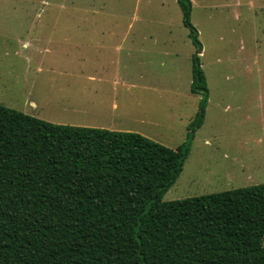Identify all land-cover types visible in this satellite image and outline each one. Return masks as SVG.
<instances>
[{"label":"rangeland","instance_id":"obj_1","mask_svg":"<svg viewBox=\"0 0 264 264\" xmlns=\"http://www.w3.org/2000/svg\"><path fill=\"white\" fill-rule=\"evenodd\" d=\"M191 21L209 98L164 200L264 183V0H192ZM80 22L106 28L103 37L89 35L105 47L87 62L63 56L79 52L80 31L51 28ZM189 32L177 0H0V104L53 123L138 132L175 148L201 100L191 91L196 47ZM79 70L107 72L87 80ZM31 97L45 109L30 105Z\"/></svg>","mask_w":264,"mask_h":264},{"label":"trees","instance_id":"obj_2","mask_svg":"<svg viewBox=\"0 0 264 264\" xmlns=\"http://www.w3.org/2000/svg\"><path fill=\"white\" fill-rule=\"evenodd\" d=\"M177 2L201 95L177 147L0 104V264H264V183L163 199L209 98L192 0Z\"/></svg>","mask_w":264,"mask_h":264},{"label":"crops","instance_id":"obj_3","mask_svg":"<svg viewBox=\"0 0 264 264\" xmlns=\"http://www.w3.org/2000/svg\"><path fill=\"white\" fill-rule=\"evenodd\" d=\"M52 30H56V29H62V30H78L80 31V34H78L79 32H76V37L79 36L82 39V42L80 44H78L76 42V46L75 47H79L80 46V50L79 52L71 50V49H65L63 52V56L65 57L66 60L72 58V55H76L79 57V60L81 61H90L91 58L93 57L94 54H92V52L94 51L95 53L97 52V50L102 49L103 47H105L104 44L101 43V40H97V39H90L89 35L90 34H94L97 33V35H101V37H103L106 33V28L101 26L100 24H89V23H84V22H80V23H63L61 25V27H59V24L52 25ZM86 31V32H84ZM97 31V32H95ZM62 37H64L65 39L68 38L66 32H64L62 35ZM48 46L46 45H42L41 46V51L43 53H47L48 52ZM39 50V48H38ZM55 54H59V50H54ZM91 52V54H90ZM62 55V54H60ZM63 56H60L61 58H63ZM80 71V70H79ZM106 70H94L93 73H88L87 71H80L79 74L82 75V77L86 78L87 80H90L92 78V80H94L95 78L98 77H105L106 74ZM68 73V72H66ZM66 95H70V94H66ZM66 95H64V97L62 98L61 102L63 103L62 107L64 108H68L69 106H71V101L69 97H66ZM65 100H68L70 103H65ZM30 105L34 106L36 108V110L39 108H44L46 107L44 104L42 103H38L36 102L35 99H33V97L30 98L29 100ZM45 109V108H44ZM37 116H41V114H36ZM76 125V124H74Z\"/></svg>","mask_w":264,"mask_h":264}]
</instances>
